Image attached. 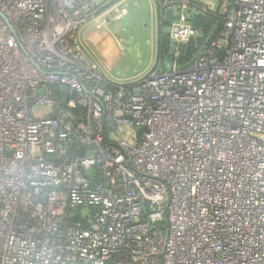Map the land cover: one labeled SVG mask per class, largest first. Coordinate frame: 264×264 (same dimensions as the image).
<instances>
[{
    "label": "built area",
    "instance_id": "built-area-1",
    "mask_svg": "<svg viewBox=\"0 0 264 264\" xmlns=\"http://www.w3.org/2000/svg\"><path fill=\"white\" fill-rule=\"evenodd\" d=\"M129 1L0 0V264H264V0H155L171 50L119 82L80 33Z\"/></svg>",
    "mask_w": 264,
    "mask_h": 264
},
{
    "label": "rangeland",
    "instance_id": "rangeland-1",
    "mask_svg": "<svg viewBox=\"0 0 264 264\" xmlns=\"http://www.w3.org/2000/svg\"><path fill=\"white\" fill-rule=\"evenodd\" d=\"M153 2L129 1L123 17L110 21L107 27L88 25L81 31L85 54L97 62L108 79L133 82L155 66L158 32Z\"/></svg>",
    "mask_w": 264,
    "mask_h": 264
},
{
    "label": "water",
    "instance_id": "water-1",
    "mask_svg": "<svg viewBox=\"0 0 264 264\" xmlns=\"http://www.w3.org/2000/svg\"><path fill=\"white\" fill-rule=\"evenodd\" d=\"M160 18L164 25H168L171 23L173 19H177L178 16L173 13L172 7H168L164 10L159 11ZM207 14L202 11H194L191 12L187 17L186 20L191 23V25L196 28L197 30H204L207 24ZM174 43H172V48ZM61 90L66 91L65 86L60 87ZM66 98L63 97L62 101L65 102Z\"/></svg>",
    "mask_w": 264,
    "mask_h": 264
},
{
    "label": "trees",
    "instance_id": "trees-1",
    "mask_svg": "<svg viewBox=\"0 0 264 264\" xmlns=\"http://www.w3.org/2000/svg\"><path fill=\"white\" fill-rule=\"evenodd\" d=\"M220 22L221 20L217 13H215V15L208 14L207 24L204 31H207L212 24L220 23ZM162 26H163V22L161 20V24L159 26V34H158L157 54H158V59L164 60L165 57L167 56V53L171 50V46L167 35L162 30L163 29Z\"/></svg>",
    "mask_w": 264,
    "mask_h": 264
},
{
    "label": "crops",
    "instance_id": "crops-1",
    "mask_svg": "<svg viewBox=\"0 0 264 264\" xmlns=\"http://www.w3.org/2000/svg\"><path fill=\"white\" fill-rule=\"evenodd\" d=\"M232 0H193L194 5L198 7H204L205 9H215V10H223L226 5L231 3ZM135 2V1H134ZM153 11H154V19L157 27V32L159 34V26L161 24V19L159 15V9L156 5V1L154 0L153 3ZM158 60V54L156 53V63ZM152 69V68H150ZM146 73V72H145Z\"/></svg>",
    "mask_w": 264,
    "mask_h": 264
}]
</instances>
